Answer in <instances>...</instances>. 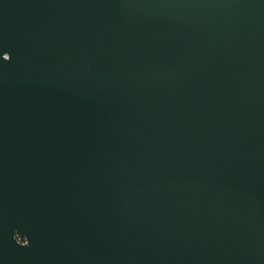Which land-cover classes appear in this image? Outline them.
Masks as SVG:
<instances>
[{"label": "water", "instance_id": "obj_1", "mask_svg": "<svg viewBox=\"0 0 264 264\" xmlns=\"http://www.w3.org/2000/svg\"><path fill=\"white\" fill-rule=\"evenodd\" d=\"M0 264H264V0H0Z\"/></svg>", "mask_w": 264, "mask_h": 264}, {"label": "flooded vegetation", "instance_id": "obj_2", "mask_svg": "<svg viewBox=\"0 0 264 264\" xmlns=\"http://www.w3.org/2000/svg\"><path fill=\"white\" fill-rule=\"evenodd\" d=\"M23 241V240H22Z\"/></svg>", "mask_w": 264, "mask_h": 264}]
</instances>
